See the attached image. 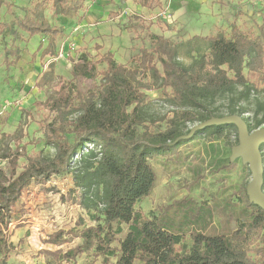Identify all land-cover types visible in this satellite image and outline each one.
I'll return each instance as SVG.
<instances>
[{
	"label": "trees",
	"instance_id": "obj_1",
	"mask_svg": "<svg viewBox=\"0 0 264 264\" xmlns=\"http://www.w3.org/2000/svg\"><path fill=\"white\" fill-rule=\"evenodd\" d=\"M87 1L37 0L20 17L11 0H0V38L7 29L1 17L5 7L14 25L30 37L47 39L42 55L54 56L65 29L52 25L46 10L74 17ZM260 29L264 35V25ZM149 39L150 47L131 57V66L117 62L111 52L103 57L108 66L96 89L83 91L76 84L80 78L99 75L89 53L74 61L70 79L56 75L54 63L42 74L38 84L50 88L43 103L50 116L40 122L43 137L38 141L54 154H27L21 144L23 122L15 133L0 138V163L8 164V169L0 166V264L8 263L14 249L8 230L20 217L15 208L25 189L55 175L71 177V190L94 223L70 232L72 237L62 230L52 233L48 242L57 246L74 237L82 242L66 251L46 249L51 264H69L84 253L102 256L105 264L112 258L116 264H264V209L250 200L251 180L211 203L185 196L158 212L147 214L138 208L156 186L153 159L179 160L184 147L200 142L198 156L213 176L239 162L240 158L232 159L239 144L235 124H213L188 135L195 125L228 115L241 116L250 132L264 125V87L247 76L264 71V54L243 38L235 22L230 34L219 30L176 42L150 32ZM20 59L19 49L6 48L8 69ZM151 90H159L171 106L161 116L149 111ZM230 132L235 135L232 146L225 139ZM260 150L264 167V143ZM22 157L27 162L17 172ZM202 164L189 165L190 192L202 185ZM217 218L222 222L220 233H209Z\"/></svg>",
	"mask_w": 264,
	"mask_h": 264
},
{
	"label": "rangeland",
	"instance_id": "obj_2",
	"mask_svg": "<svg viewBox=\"0 0 264 264\" xmlns=\"http://www.w3.org/2000/svg\"><path fill=\"white\" fill-rule=\"evenodd\" d=\"M11 1L16 15L23 17L25 7H32L37 0ZM145 1L89 0L79 15L74 17L54 16L48 7L45 13L50 23L65 29L64 36L59 40L58 53L54 56H43L47 39L40 35L30 37L13 24L14 16L4 7L1 17L7 29L0 38V106L8 105V110L0 117V138L3 134L15 133L20 122H23L24 138L21 144L25 146L27 154L38 151L46 155L54 154L53 148L38 141L43 137L40 122L50 116V111L43 105L50 88L41 87L38 83L50 63H54L56 75L70 79L74 61H78L82 54L89 53L97 64L99 75L94 79L80 78L76 84L83 91L96 89L100 84L101 72L108 66L103 57L111 52L117 62L133 65L131 57L142 48L150 47V32L179 42L194 35H213L219 30L230 34L233 21L239 23L243 38L264 54V35L260 29L264 25V0H254L249 4L250 0H192L198 6L191 10L192 14L186 10V19L179 14L175 16V10L170 9L171 0H147V6L144 5ZM252 11L254 13L250 15ZM135 25L138 27L135 28ZM208 25H211V29H208ZM41 43L44 46L40 48ZM6 48H17L21 53L17 65L10 69L4 62ZM247 76L251 81H256L259 87H264V71L256 75L247 73ZM147 93L151 113L161 116L171 109L169 103L160 97L159 90ZM261 99L264 100V94ZM225 139L232 146L234 132L227 133ZM201 145L199 142L184 147L179 160L168 163L161 158L152 160L157 170V182L152 194L138 204L141 211L147 214L158 212L185 196L211 203L215 197L231 194L240 182L252 179L244 154L237 157L240 158L239 162L227 172L213 176L207 162L202 164L198 156ZM26 162L25 157L20 158L17 172L23 169ZM190 164H202L204 168L205 178L201 187L194 192L188 191L187 187L192 181ZM0 166L8 169L5 161ZM73 187L69 175H55L35 181L25 189L15 208L20 217L10 226L11 232L8 231L14 249L7 264H51L52 256L44 252L46 249L62 248L66 251L82 242L80 237L71 238L61 246L48 242L49 236L56 231L62 230L65 237H72L70 232L94 223L79 204L78 194L71 190ZM221 226L222 222L217 218L215 228L209 233H220ZM192 240L191 236L187 237L189 245ZM69 264L105 263L102 256L84 253ZM109 264H116V259L112 258Z\"/></svg>",
	"mask_w": 264,
	"mask_h": 264
},
{
	"label": "water",
	"instance_id": "obj_3",
	"mask_svg": "<svg viewBox=\"0 0 264 264\" xmlns=\"http://www.w3.org/2000/svg\"><path fill=\"white\" fill-rule=\"evenodd\" d=\"M213 124H235L238 128L239 144L234 147V158L244 154V161L249 164L252 179L247 186L250 200L264 209V190L263 186V159L260 146L264 143V127L254 131H249L245 120L239 115H228L225 117H213L205 122L195 125L188 136L200 128Z\"/></svg>",
	"mask_w": 264,
	"mask_h": 264
},
{
	"label": "crops",
	"instance_id": "obj_4",
	"mask_svg": "<svg viewBox=\"0 0 264 264\" xmlns=\"http://www.w3.org/2000/svg\"><path fill=\"white\" fill-rule=\"evenodd\" d=\"M254 0H250L248 1V4L253 2ZM185 3H187V5H185ZM184 4V5H183ZM198 5H196L192 0H171L170 2V9H173V11L175 12V16H177L178 14L182 16L183 19H186V13L188 10V14H192V11L194 7H197ZM254 11H252V13H250V15H253ZM185 14V15H184ZM236 23L237 25L239 23H237V21H233V23ZM239 26V25H238ZM208 29H211V25H208ZM16 221V220H15ZM13 221V222H15ZM13 222L10 224V226L13 224ZM10 226H9V230L10 231ZM11 232V231H10ZM10 237V235H9ZM11 241V239H10ZM57 246V245H56Z\"/></svg>",
	"mask_w": 264,
	"mask_h": 264
},
{
	"label": "built area",
	"instance_id": "obj_5",
	"mask_svg": "<svg viewBox=\"0 0 264 264\" xmlns=\"http://www.w3.org/2000/svg\"><path fill=\"white\" fill-rule=\"evenodd\" d=\"M8 110V105L0 106V116L3 115Z\"/></svg>",
	"mask_w": 264,
	"mask_h": 264
}]
</instances>
